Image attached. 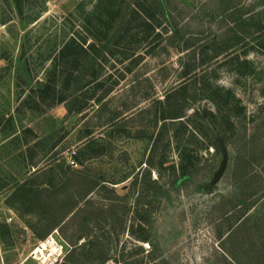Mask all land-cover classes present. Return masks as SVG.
Here are the masks:
<instances>
[{
	"label": "rangeland",
	"instance_id": "rangeland-1",
	"mask_svg": "<svg viewBox=\"0 0 264 264\" xmlns=\"http://www.w3.org/2000/svg\"><path fill=\"white\" fill-rule=\"evenodd\" d=\"M138 1L124 0L117 15L112 0H0V264H41L29 253L54 231L65 248L57 264H264V0H167L178 35L161 22L129 63L113 40ZM87 26V42L110 54L87 65L121 95L109 109L135 103L136 122L121 125L143 138L118 137L108 111H67L61 86L88 78L41 94L61 70L63 44ZM184 84L183 98L155 103ZM184 100L183 124L168 120L161 133L162 112ZM91 137L107 142L105 153L76 162ZM70 172L118 184L66 216Z\"/></svg>",
	"mask_w": 264,
	"mask_h": 264
},
{
	"label": "trees",
	"instance_id": "trees-1",
	"mask_svg": "<svg viewBox=\"0 0 264 264\" xmlns=\"http://www.w3.org/2000/svg\"><path fill=\"white\" fill-rule=\"evenodd\" d=\"M120 2V6L123 5L124 0H112V2H109V7H114L117 3ZM121 7H119V10L117 11V15L121 14ZM86 16H91L89 13H87ZM98 16L102 17L104 14H99ZM110 16V15H109ZM129 20L127 23L124 24V29L122 35L117 36L113 40V45L118 46V49L120 52L124 55L123 59L128 60L129 63H132V60L134 61V57H137V54H132L133 56L130 57L129 53H134L135 51L140 49L141 43L152 33L155 34L157 31L158 25L164 24L168 27L169 31H171V38L174 35H178L179 30L174 26L172 22V18L169 14L168 9V2L167 0H154L152 5L147 4L146 0H140L136 2L135 4H132V8H130L129 13ZM91 23L89 22V25ZM113 22L110 20V22H104L103 24V32L99 35L96 34L95 39L97 41H104L108 38L109 33L112 31L113 28ZM83 32L86 36L84 37H75L70 38L69 43L63 44L62 48L58 52L59 63L61 64V70L60 71H53L51 74L49 81H45L42 84H40L41 88V94H55L57 87H54L55 81L57 80H71L74 78V81L78 79H87L88 82L82 86H74V85H67V86H61L60 88V101L65 104L66 109L68 112L75 111V107L78 109V111L83 112L88 110L89 108L93 109L94 114H102L104 111L109 112V117L107 118V125L108 126H115L117 129V135L118 137H124V138H143L144 133L137 130V132H132V130H128L125 126L121 125V123L126 122L127 120L131 119V121L136 122V119L141 114V111L137 110V105L135 103L128 104V101H125L121 104H119L118 107L113 108L112 110L109 109L110 105L117 100H121V95L115 94L117 83H113L112 85H107L104 83V81L111 79L108 75L105 80H103L101 73L97 72L94 68V65H90L93 59L96 57L104 55L110 56L106 52L105 46L97 47L95 43H89L87 42V37L92 36V32L90 31V26L83 27ZM131 36H129V34ZM155 36H159L158 32H156ZM129 36V37H128ZM87 44V45H86ZM127 53V54H126ZM133 58V59H132ZM131 59V60H130ZM76 65L80 66L82 65V68L79 69V71L72 69L69 71L68 69L70 66ZM132 65V64H131ZM128 72H130L129 69H127ZM75 75V76H74ZM182 79H185L183 77ZM102 80V81H101ZM200 81V80H199ZM185 84L180 85L179 87L173 89L171 94H166L163 98L164 101H156L155 103L162 104L163 102H168L170 98H183L182 92H184ZM185 99V97H184ZM97 105L96 109L94 108ZM172 105V104H171ZM184 106V108H183ZM183 106L180 108L174 110V112L169 116L166 117L164 112H162V116L159 122H161V133L163 130H165V126L168 120H171V126H174L175 124L172 123H178V125H182L181 123L184 118L183 115H181V111H184L185 109H189L186 101L184 100ZM187 106V107H186ZM186 107V108H185ZM211 116L210 120L211 122H214V116L213 114H209ZM174 121V122H173ZM155 122H157V119L155 117ZM119 123V126H118ZM215 124V123H214ZM107 147V142L102 140L101 138H95L91 137L85 140L83 145L73 154V158L76 162L81 163L84 160L93 159L102 156L105 153ZM184 174V168H181V170L174 171V176L183 175ZM66 180V186L68 187L66 194L64 195L63 202L60 204V206L68 207L66 210V216L70 215L76 208L78 202H81L84 200L93 190H95L99 186H104L105 184H111L115 185L118 183L114 182H108L106 180H100L98 182H93L92 180H88L87 178H82L79 176L78 172H70L68 174ZM73 178H77L79 181H74ZM77 187L83 188L82 193H77L72 191V189H75ZM104 189V187H103ZM71 190L72 192H69ZM112 195H115L114 193ZM115 197H117L115 195ZM58 201L57 198L52 197L51 203H54L53 201ZM52 206V204H51Z\"/></svg>",
	"mask_w": 264,
	"mask_h": 264
},
{
	"label": "built area",
	"instance_id": "built-area-1",
	"mask_svg": "<svg viewBox=\"0 0 264 264\" xmlns=\"http://www.w3.org/2000/svg\"><path fill=\"white\" fill-rule=\"evenodd\" d=\"M64 249V245L58 239L57 231H54L37 243L30 251L29 258L41 264H57L64 259Z\"/></svg>",
	"mask_w": 264,
	"mask_h": 264
},
{
	"label": "water",
	"instance_id": "water-1",
	"mask_svg": "<svg viewBox=\"0 0 264 264\" xmlns=\"http://www.w3.org/2000/svg\"><path fill=\"white\" fill-rule=\"evenodd\" d=\"M225 165H226V160H225V154H224V159H223L219 169L215 173V175H214V177L212 179V183H215L219 179V177L221 176V174L223 173V171L225 169Z\"/></svg>",
	"mask_w": 264,
	"mask_h": 264
}]
</instances>
